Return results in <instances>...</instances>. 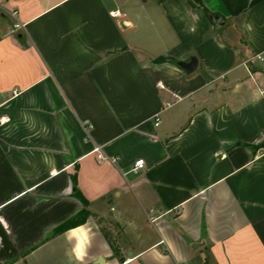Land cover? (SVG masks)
Here are the masks:
<instances>
[{
  "label": "crops",
  "instance_id": "0c3cea01",
  "mask_svg": "<svg viewBox=\"0 0 264 264\" xmlns=\"http://www.w3.org/2000/svg\"><path fill=\"white\" fill-rule=\"evenodd\" d=\"M200 1L0 0V264H264V0Z\"/></svg>",
  "mask_w": 264,
  "mask_h": 264
},
{
  "label": "trees",
  "instance_id": "16d2710c",
  "mask_svg": "<svg viewBox=\"0 0 264 264\" xmlns=\"http://www.w3.org/2000/svg\"><path fill=\"white\" fill-rule=\"evenodd\" d=\"M192 4L196 5V6H199L201 7L206 14L208 15H212V13L202 4V2L200 0H189ZM161 61H166L165 59L163 58H159L157 59V62H161ZM73 179V194L75 197L81 199V201L83 202V205H84V209L82 210V212L77 215L76 217L72 218L71 220L67 221L66 223H64L63 225H61L56 233L57 234H60V233H63V232H66L70 229H73L75 227H78L80 225H83L87 218L89 217L90 215V212L88 210V202L83 198V196L81 195L80 191L78 190V187H77V177L76 175H74L72 177Z\"/></svg>",
  "mask_w": 264,
  "mask_h": 264
},
{
  "label": "built area",
  "instance_id": "2783aa9c",
  "mask_svg": "<svg viewBox=\"0 0 264 264\" xmlns=\"http://www.w3.org/2000/svg\"><path fill=\"white\" fill-rule=\"evenodd\" d=\"M23 27L24 26L22 24H20V23H17V24L14 25V28L15 29H22ZM158 124H159V119L156 118V125H158ZM94 151L97 152V153H99V155H98L99 162L109 161V162H111L113 164L117 162V158H109V157H106L102 153L100 147H96ZM143 167H144V160H139V161H137L135 163L134 168H133V171H138V170L142 169Z\"/></svg>",
  "mask_w": 264,
  "mask_h": 264
},
{
  "label": "water",
  "instance_id": "95a60500",
  "mask_svg": "<svg viewBox=\"0 0 264 264\" xmlns=\"http://www.w3.org/2000/svg\"><path fill=\"white\" fill-rule=\"evenodd\" d=\"M214 23H215V26L218 28V27H220L224 23V21L221 18H216L215 21H214ZM197 63H198L197 62V58L193 57L189 63H183L180 66L187 73H192L193 71L196 70ZM102 261H103V259L100 258L99 259V262H102Z\"/></svg>",
  "mask_w": 264,
  "mask_h": 264
}]
</instances>
